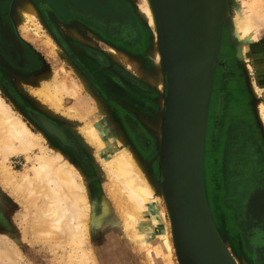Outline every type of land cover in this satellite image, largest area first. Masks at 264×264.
<instances>
[{"label": "rangeland", "instance_id": "obj_1", "mask_svg": "<svg viewBox=\"0 0 264 264\" xmlns=\"http://www.w3.org/2000/svg\"><path fill=\"white\" fill-rule=\"evenodd\" d=\"M20 1L16 0L13 3L11 9L13 21L18 35L37 54L41 61V66L35 73L20 74L13 70L11 65L0 56V71L8 69L9 71L7 70V72L13 74L10 75L13 85L23 100L35 111L46 114L59 122L76 139L78 150L74 151L75 158L64 152V149L68 147L55 140V137L46 133L42 127L33 121L28 113L10 95L1 80L0 97L10 108L11 112L24 121L33 133L37 135L44 133L47 142L44 141L43 145L49 153L56 154L52 148L63 150V154L66 155L65 158L68 156L72 163L80 168L84 177L90 179L89 185L94 192L97 209L95 219L89 225L90 234L85 244V249L92 250L96 264H152L150 263L147 250L142 249L138 243L126 236L121 226L110 218L113 215L112 213H114L118 219L123 220V207H125L123 200H119L118 198L120 197L118 195V197L114 196V190H110L111 188L113 189L111 187V185L113 186V180L101 162L96 147L92 144L88 145L89 149L84 146V141H87L85 130L93 124H101L106 127L116 149L128 153L145 164L147 176L150 179L149 182L157 190L160 206L164 208H162V211L165 215L166 225L169 232H171L168 207L163 194L158 191L156 184L159 181L160 174V157L157 150L160 134L158 120L162 111L160 109L161 96L156 86L160 79L154 65L152 46L155 43V39L158 38V32L155 23H151L148 16L142 14L140 10V6L143 5L144 1L116 0V13L113 15L115 21L118 22L116 27L119 30L123 24L132 25L133 33L130 37L132 38V45H123L120 42L121 39L118 38L120 34L116 35V39L118 38L115 42L116 44H112L105 40L103 32H101L103 35L99 36L100 38H96L94 42L95 46L111 62L122 64L123 59L126 57L130 60V63H134L136 68H138L137 73H132L134 79L141 81L150 91L148 94L149 106L153 104L155 111L152 117H145V119L142 117V121L140 120L149 134V137L144 141L147 153L143 154L131 144L130 139L122 133L116 121V109L124 107V104L127 105L125 101L116 98L112 101L114 105L109 107L99 94L94 93L89 87L87 79L73 65L60 43L52 35L45 23L43 14L33 4L38 14L37 18L31 21L28 19H17V13L23 9H18L21 7L20 4H22ZM238 4H245L248 15L255 14L259 20L257 22L259 40L249 45L247 50L250 49L258 54L254 60L255 63L260 64V70L254 72L251 69V73H247L239 59V38L234 31L230 33L227 28H224L219 65L213 79V91L207 124L205 185L214 223L228 252L232 257L234 256L235 263L256 264L260 255L256 248L258 244H256L255 238H252V240L254 239L253 242L252 240L251 243L249 242L246 233L243 232L242 221L238 213L237 179L242 171L234 166H236V163H247L246 159L250 157L257 166L264 170V133L259 125L260 120L257 116L256 101L254 102L247 86L248 76H250L253 83L257 84V80H261L264 83V0L231 1L227 10L228 14L226 12L224 14L228 15L229 18L236 16ZM151 15L149 14V16ZM81 32L80 34L82 35ZM141 42L143 44L139 45ZM114 50L116 53L113 52ZM2 66L4 68H1ZM125 70L127 71L128 69L125 68ZM129 72L131 73V71ZM152 79L156 82L155 84H152ZM166 83L167 81L165 80V85ZM60 84H65L70 88L77 84L78 92L74 97L65 96L61 104L63 106L56 108L50 102H47L43 96L39 95V92L47 87L53 88ZM136 93L142 94L138 90ZM142 97H144L143 94ZM120 103L123 105L121 106ZM219 103H221L220 112L217 110ZM157 111L158 118L155 117ZM150 114L152 113L150 112ZM228 123L230 125V135L228 127H226ZM227 133L229 138H226ZM248 137L251 140H248ZM246 140L247 142L245 143ZM224 145H226L225 148ZM38 153L39 151L37 150L35 154ZM31 160H34V155ZM62 160L64 161V159ZM228 160H230L232 165L230 168L228 167ZM28 162L25 155H10L4 168L17 176L31 166V163L28 164ZM2 172L3 166L0 162V258L3 260H0V264H62V260L65 259L66 261L68 255L72 253L70 247H64L58 249L57 252H52L48 244L34 242L30 235L27 236L26 241L21 240V235L25 231L28 232L26 230L28 227L27 223H30L31 218L26 211L25 201L3 183ZM106 204H109L111 209H113L112 213L105 207ZM254 231L253 228L249 231L252 237ZM171 243L173 247L171 263L181 264L173 236L171 237ZM7 246L9 247L7 248ZM157 264L166 263L163 259H158Z\"/></svg>", "mask_w": 264, "mask_h": 264}, {"label": "bare ground", "instance_id": "obj_2", "mask_svg": "<svg viewBox=\"0 0 264 264\" xmlns=\"http://www.w3.org/2000/svg\"><path fill=\"white\" fill-rule=\"evenodd\" d=\"M143 1V5L140 6L142 14H146L151 23H155L149 1ZM20 2L22 4L18 9H23L17 13V19L31 21L37 18L38 14L35 8L28 0H21ZM149 14H152V17ZM222 18L224 23L227 24L228 22L229 30L234 31L240 40L239 59L247 73H251V69L254 72L259 71L260 64L255 63L254 60L258 54L250 49L247 50L249 45L259 40V26L257 23L259 20L257 16L255 14L248 15L245 4H238L236 16L229 18L228 15L224 14ZM255 46L257 47V45ZM113 52L116 53L115 50ZM152 54L156 72L160 79L157 83L154 79L151 81L152 84H157L161 96L160 109L162 112L158 120L160 133L157 143L158 150L162 147L163 117L167 110V83L165 85L167 75L160 54L158 38L155 39L152 46ZM123 60L122 64L126 69L133 74L138 72V68L134 63H130V60L126 57ZM247 84L254 102L256 101L257 116L260 120L259 125L264 133V83L261 80H257V84L253 83L250 76H248ZM77 89V84L73 85L72 88L60 84L53 88L47 87L39 92V95L43 96L54 107L61 108L63 98L65 96H76ZM48 125L52 132L60 133L55 125L52 123ZM85 133L87 141H84V146L88 149L90 144L96 147L101 162L113 180V186L111 185L113 189L110 187V190H114V196L118 195L121 198L118 199L123 200L125 206L123 207V220H120L112 213L113 209L110 205L106 204L105 207L113 214L110 218L121 226L126 236L138 243L142 249L147 250L150 263L157 264L158 259H163L166 264H172V229L169 232L167 228L157 190L155 186L151 185L147 176V167L137 158L116 149L105 126L93 124L85 130ZM63 136L65 137V135ZM65 139L69 142L70 138L65 137ZM44 141L47 142L44 133L40 135L33 133L24 121L11 112L0 97L2 180L7 187L25 201L26 211L31 218L30 223H27L26 230L28 232L25 231L21 235V240L26 241L27 236L30 235L34 242L48 244L52 252L70 247L72 253L68 255L66 261L65 259L62 260V264H96L92 250L85 249L90 234L89 225L95 219L97 209L94 192L89 185L90 179L84 177L80 168L72 163L68 156L65 158L66 155L63 154V150L52 148L56 154L49 153L43 145ZM37 150L39 153L35 154ZM17 154L25 155L29 161L28 164L31 163V166L16 176L4 166L10 155ZM33 155L34 160H31ZM95 168L98 169L97 166ZM4 251L6 250L4 249ZM0 260L2 259L0 258Z\"/></svg>", "mask_w": 264, "mask_h": 264}, {"label": "water", "instance_id": "obj_3", "mask_svg": "<svg viewBox=\"0 0 264 264\" xmlns=\"http://www.w3.org/2000/svg\"><path fill=\"white\" fill-rule=\"evenodd\" d=\"M167 75V110L158 149L157 189L166 201L181 264H236L214 223L205 185V146L223 12L234 0H148ZM223 22V23H222ZM232 33L231 30H229ZM240 56V47H239ZM43 130L78 150L62 129L35 115ZM52 123L59 134L50 130ZM65 135V137L63 136ZM252 237V236H251ZM264 261L263 243H257ZM261 244V245H260Z\"/></svg>", "mask_w": 264, "mask_h": 264}, {"label": "flooded vegetation", "instance_id": "obj_4", "mask_svg": "<svg viewBox=\"0 0 264 264\" xmlns=\"http://www.w3.org/2000/svg\"><path fill=\"white\" fill-rule=\"evenodd\" d=\"M28 1L43 14L45 23L52 35L60 43L73 65L87 79L91 90L99 94L109 107L114 105L112 101L116 98L125 101L127 105L124 104V107L116 109V121L122 133L127 135L130 139L131 144L134 145L141 154L147 153L144 141L149 137V134L140 120L142 121V117L145 119V117H152L154 115L155 110L153 104L149 106L150 102L148 101V94L150 91H148V88L141 81L134 79L132 72L126 71L125 68L121 66L122 64H117L108 60L104 53L99 50L94 43L96 38H100L99 36L103 35L101 34V32H103L105 40L112 44H114L118 38L121 39L120 42H122L123 45L133 44V42H131L132 38H130L133 33L132 25L123 24L119 30L116 27L118 22H116L115 17H113L114 13H116V0ZM14 2H16V0H0V56H2L16 72L20 74H32L41 66V61L30 45L17 33L11 10ZM84 32L86 35L85 38ZM116 35H118L117 39ZM142 44L141 42L139 45ZM1 68H4V66ZM7 70L4 71L2 69L0 71V80L20 107L28 113L33 121L40 127L41 125L35 115H41L54 123L63 130L78 148L76 139L62 127L63 125L46 114L35 111V109L23 100L11 80L10 75L13 74L10 72L8 73ZM137 90L139 93H142L144 97H142V94L136 93ZM152 103L154 102L152 101ZM120 105L122 106L123 104L120 103ZM217 110L220 112L221 103L217 105ZM150 112L152 114H150ZM155 114V117L158 118V111ZM226 127H228L229 130V123ZM229 132L230 130L228 133ZM228 133L226 138H229ZM54 139L57 140L56 138ZM248 140H251V138L248 137ZM246 142L247 140L245 143ZM225 147L226 145H224V148ZM74 151L75 150L70 147L64 149V152L71 155L72 158H75ZM246 160L247 163H236V166H234L242 171L237 179L236 197L238 201V213L242 221L243 232L246 233L249 242L251 243L252 238H255L257 243H263L264 170L257 166L250 157ZM227 163L230 168L232 166L230 160H228ZM251 228L255 231L253 237L250 238L251 234L249 231ZM256 264H264L261 255H259Z\"/></svg>", "mask_w": 264, "mask_h": 264}]
</instances>
